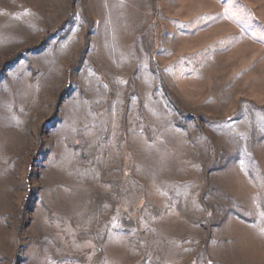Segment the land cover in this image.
I'll list each match as a JSON object with an SVG mask.
<instances>
[{
	"label": "rangeland",
	"instance_id": "obj_1",
	"mask_svg": "<svg viewBox=\"0 0 264 264\" xmlns=\"http://www.w3.org/2000/svg\"><path fill=\"white\" fill-rule=\"evenodd\" d=\"M262 39L264 0H0V264H264Z\"/></svg>",
	"mask_w": 264,
	"mask_h": 264
},
{
	"label": "snow or ice",
	"instance_id": "obj_2",
	"mask_svg": "<svg viewBox=\"0 0 264 264\" xmlns=\"http://www.w3.org/2000/svg\"><path fill=\"white\" fill-rule=\"evenodd\" d=\"M228 9H225V17L227 18L228 16ZM217 19V17H213V16H209V15H201L199 17L196 18V20L193 21L194 24H199L201 21H206V20H215ZM178 23V22H177ZM190 25H181V27H189ZM233 40H235V38H233ZM261 42H264V39L261 40ZM219 44H224L226 43V41L221 40L218 42Z\"/></svg>",
	"mask_w": 264,
	"mask_h": 264
}]
</instances>
